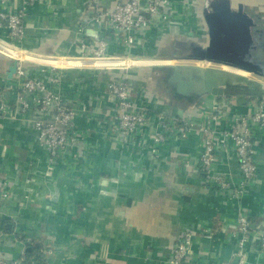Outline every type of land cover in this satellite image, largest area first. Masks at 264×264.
<instances>
[{"label": "crops", "instance_id": "1", "mask_svg": "<svg viewBox=\"0 0 264 264\" xmlns=\"http://www.w3.org/2000/svg\"><path fill=\"white\" fill-rule=\"evenodd\" d=\"M117 1L100 0V7L110 9ZM230 2L233 13L241 6L243 16L258 20L264 29V0ZM208 6L207 0H171L165 10L170 20L156 17L149 26L135 31L131 46L115 39L110 22L91 23L85 29L90 27L97 34L88 35L85 30L84 35L91 43L107 38L109 51L120 55H182L183 50L175 47L176 40L189 38L205 50L211 39L209 21L215 17L207 15ZM92 9L91 0H37L28 7L23 46L41 57L78 54L73 42ZM262 35L264 40L263 31ZM0 40H8L1 26ZM191 57L195 62L202 59ZM11 65L0 51V92L9 103L0 115V251L7 258L23 257V264H35L38 259H44L45 264H157L190 230L194 242L188 264H242L236 255L241 207L254 226L243 264H264L255 232V227L264 228V131L258 130L255 136L257 175L238 203L230 199V192L215 186L201 168L205 135L200 132L170 136L160 144L156 157L150 156L149 143H123L116 127V99L107 89V78L111 72L129 81L137 101L156 112L203 117L207 124L221 127L227 121L216 124L204 114L221 103L233 112L250 113L260 97L213 94L202 89L190 95L177 94L170 85L162 84L171 66L160 64H141L128 70H53L28 64L34 78L49 80L59 75L61 81L52 89L77 110L79 140L65 150L51 171L49 154L41 145L34 120L42 116L50 120L52 115L41 113L28 96L30 105L23 109L17 101L18 79L9 75ZM233 67L239 69H226L260 80L256 89L264 90V74ZM217 152L213 169L229 172L236 181L242 179L235 151L222 148ZM44 249H49L48 254Z\"/></svg>", "mask_w": 264, "mask_h": 264}, {"label": "built area", "instance_id": "2", "mask_svg": "<svg viewBox=\"0 0 264 264\" xmlns=\"http://www.w3.org/2000/svg\"><path fill=\"white\" fill-rule=\"evenodd\" d=\"M37 0H0V26L7 31L8 40H0V51L11 57L16 64L19 93L17 101L23 109L29 107V99L33 100L36 108L41 113L51 114V119L43 116L34 120V125L39 132L41 145L49 154V169H56L57 161L63 156L69 146H74L79 140V131L76 127L77 110L74 106L66 104L60 93L52 89L61 80L59 75L50 76L49 80L34 78L29 75L28 64H35L49 69L56 68H90L102 70H128L136 65H141L149 58L135 54H114L109 51L110 40L99 38L93 43L87 35H84L85 27L91 23L110 22L114 37L119 42L131 46L135 41V31L145 28L153 23L156 17L170 20L166 8L171 0H119L110 9L100 7V0H91L93 4L92 15L87 23L81 26L79 34L73 46L80 51L78 54L64 53L52 58L36 56L25 51L23 42L27 36L26 17L28 7ZM19 3L17 7L14 5ZM8 8V9H6ZM80 30V32H81ZM153 59H156L153 57ZM153 59L150 62L156 61ZM161 63H195L199 65L223 67L229 72L237 73L226 68L233 67L225 62L201 59L195 60L170 59L168 56L159 58ZM179 60V61H178ZM159 64V63H154ZM228 66V67H227ZM212 67V66H209ZM217 68V67H215ZM239 69V68H236ZM241 70V69H240ZM254 74V73H253ZM252 76V75H251ZM107 89L116 99V127L123 143L136 140L149 143L147 146L150 156L159 154L160 144L172 135L187 137L191 132L197 131L205 135L203 151L200 157V165L206 177L219 189L230 192V199L241 203L242 197L248 188L249 182L258 172L256 159V132L264 131V97L261 98L256 108L250 113L231 111L226 103H221L208 110L204 117L210 121L219 123L227 121L224 127L218 124L213 126L204 122L202 118L186 115H168L164 112H156L148 104L137 101L133 96L130 83L121 78H112L107 81ZM29 97V99L27 98ZM0 115H4L9 106L3 100L0 92ZM230 120V122H229ZM148 139H151L149 142ZM234 150L239 161L242 179H232L229 172L213 169L218 161V150ZM237 230L241 233L238 240L236 255L240 263H245L247 258L246 242L252 231V222L249 215L239 207ZM257 242L259 249L264 253V228L257 227ZM193 233L186 230L171 254L157 264H188L187 258L193 252ZM23 257L7 258L0 251V264H23ZM215 264V263H213Z\"/></svg>", "mask_w": 264, "mask_h": 264}, {"label": "water", "instance_id": "3", "mask_svg": "<svg viewBox=\"0 0 264 264\" xmlns=\"http://www.w3.org/2000/svg\"><path fill=\"white\" fill-rule=\"evenodd\" d=\"M209 6L207 15L213 13L209 21L211 39L209 46L202 50L190 38L176 40L175 47L183 50L179 56H197L207 60H220L227 64L241 66L253 75L264 74V40L258 20L243 16L242 7L238 12L231 11L230 0H207ZM261 28V29H260ZM88 35L95 36L97 30L87 28ZM30 54L36 52L25 48ZM36 55V54H35ZM12 61L9 75L16 73L15 61ZM219 62V61H217ZM171 71L165 77L166 84L177 94L190 95L196 89L206 90L213 94H237L239 97L260 95V80L243 77L239 73L220 70L214 67L200 68L199 66H171ZM203 67V66H201ZM242 69V70H243ZM256 86V87H255ZM229 96V95H228ZM182 113V112H179ZM80 143V141L78 142Z\"/></svg>", "mask_w": 264, "mask_h": 264}, {"label": "rangeland", "instance_id": "4", "mask_svg": "<svg viewBox=\"0 0 264 264\" xmlns=\"http://www.w3.org/2000/svg\"><path fill=\"white\" fill-rule=\"evenodd\" d=\"M169 21V20H168ZM153 57H155V56H153ZM153 57H150V56H148L147 58H149V59H153ZM168 57H170V59H175V58H177V59H184V61L185 60H190V59H192V58H194V57H191V56H179V57H176V56H171V55H168ZM148 59V61H145L141 66H144L145 64H149V65H153L154 63H159L160 61L159 60H162V59H159L158 57H156V59H153V60H156V61H153V62H150L151 60H149ZM179 61V60H178ZM162 62V61H161ZM160 65H164V66H199L200 68H208L209 66H204V65H199V62H197V64H195V63H190V62H185V63H181V61H180V63H176V62H172V63H170V64H168V63H159ZM201 66H203V67H201ZM171 68L172 67H169L168 68V70L169 71H171ZM90 69V68H89ZM95 70H98V69H95ZM127 81V80H126ZM129 82V81H128ZM162 84H166V82H162ZM171 87V86H170ZM47 250H49V249H44V251H45V254H48V251ZM46 264H51V261L50 262H47ZM52 264H53V262H52Z\"/></svg>", "mask_w": 264, "mask_h": 264}, {"label": "trees", "instance_id": "5", "mask_svg": "<svg viewBox=\"0 0 264 264\" xmlns=\"http://www.w3.org/2000/svg\"><path fill=\"white\" fill-rule=\"evenodd\" d=\"M112 30H113V29H112ZM107 73H108V72H107ZM115 77H116V76H115L114 73L111 74V72H109V76H108L107 80H110V79L115 78ZM255 89H256V88H255ZM263 95H264V90H261L260 95L258 94L257 96L260 97V99H261V98L264 97ZM251 222H252V221H251ZM252 227H254V226H253V223H252ZM255 229H256V227H255ZM40 256H41V254H40ZM35 264H45V261H44V259H42V261L38 259V261H37Z\"/></svg>", "mask_w": 264, "mask_h": 264}, {"label": "bare ground", "instance_id": "6", "mask_svg": "<svg viewBox=\"0 0 264 264\" xmlns=\"http://www.w3.org/2000/svg\"><path fill=\"white\" fill-rule=\"evenodd\" d=\"M159 63H161V62H159ZM212 67H214L215 68V66H212ZM216 69H220V70H223L222 68H219V67H217ZM242 74V73H241Z\"/></svg>", "mask_w": 264, "mask_h": 264}]
</instances>
